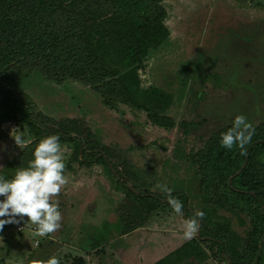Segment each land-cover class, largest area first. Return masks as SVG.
<instances>
[{
  "label": "rangeland",
  "instance_id": "rangeland-1",
  "mask_svg": "<svg viewBox=\"0 0 264 264\" xmlns=\"http://www.w3.org/2000/svg\"><path fill=\"white\" fill-rule=\"evenodd\" d=\"M162 5L169 36L149 50L141 80L143 85L151 84L172 95L173 103L167 111L173 120L171 129L150 125V116L158 112L155 108L108 109L92 85L50 84L27 63H18L13 74L19 91L33 102V112L42 114L38 119L41 126H57L53 122L71 119L92 123L97 143L120 158L118 169L129 186L166 196L156 185H167L171 195L182 203L183 215L173 212L169 205L134 196L106 167L81 164L73 145L61 143L67 179L62 188L81 186L83 190L71 197L61 194L53 199L59 210H69L61 213L62 220L67 214L72 218L84 215L85 226L73 221L78 226L72 227L70 221L67 227L39 238L35 246L29 226L24 227L23 222L6 225L0 232V264H41L50 256H56L59 264H72V257L64 255L71 246L88 251L92 257L101 256L100 264H115L118 249H123L122 259L132 264H154L167 257L173 260V253L186 246L188 251L180 264H228L244 252L243 241L251 231L252 214L236 210L227 202L206 203L191 158L238 114H249L256 130L264 125V0H163ZM214 74L222 76L227 85L216 88L207 79ZM17 134L26 141L20 147L12 138ZM36 144L34 134L25 126L1 122L0 171L7 169L13 175L16 170L7 168L8 162ZM174 150L178 152L175 157ZM182 196L186 197L185 205ZM122 203L125 208L138 209L131 225L149 213L146 220L150 232L133 231L136 238L123 239L130 233L121 234L123 225L116 211ZM197 210L205 215L198 221L197 233L186 240L180 235L183 222ZM105 222L110 226V235L97 237L98 247L91 249L95 243L90 238ZM63 231L69 239L59 241ZM147 248L152 250L151 258ZM144 256L149 262L144 263Z\"/></svg>",
  "mask_w": 264,
  "mask_h": 264
},
{
  "label": "trees",
  "instance_id": "trees-1",
  "mask_svg": "<svg viewBox=\"0 0 264 264\" xmlns=\"http://www.w3.org/2000/svg\"><path fill=\"white\" fill-rule=\"evenodd\" d=\"M162 4L163 0H0V123L9 121L25 126L37 143L47 135L58 134L60 143L73 145L81 164H101L134 196L168 205L167 196L151 195L129 186L118 169L120 158L109 147L97 143L98 134L84 119L53 122L58 127L41 126L38 119L42 114L33 112V102L19 91L13 74L18 63H27L50 84L92 85L108 109L117 111L124 106L149 111V107L155 108L158 112L150 116V125L171 129L173 120L167 111L173 103L172 95L151 84L143 85L141 80L149 50L169 36ZM207 79L216 88L227 85L218 74ZM238 115L251 122L249 114ZM232 120L212 136L191 162L200 177L206 203L227 202L232 208L253 216L251 231L243 241L244 252L228 260V264H264V125L255 129L247 155L241 156L235 146L228 150L218 143L220 134L231 126ZM31 152L20 153L8 162L7 168L26 167ZM177 153L174 150L173 156ZM0 175L6 179L12 176L7 169L1 170ZM181 200L185 205L186 197L182 196ZM124 204L116 211L123 225L122 235L142 227L149 214L145 213L138 223L131 225L138 209L125 208ZM102 235H110L106 222L90 238L92 243ZM97 243L91 249L97 248ZM187 251V246L182 247L173 253V260L167 257L154 264H180ZM72 264L84 262L73 258Z\"/></svg>",
  "mask_w": 264,
  "mask_h": 264
},
{
  "label": "clouds",
  "instance_id": "clouds-1",
  "mask_svg": "<svg viewBox=\"0 0 264 264\" xmlns=\"http://www.w3.org/2000/svg\"><path fill=\"white\" fill-rule=\"evenodd\" d=\"M255 129L243 115L233 118L231 126L220 134L218 143L231 150L239 149L241 156L247 155V146L251 143ZM18 147L26 143L22 135L12 136ZM64 151L58 134L47 135L39 140L31 152V159L26 167L17 168L11 178L0 175V232L6 225L24 223L29 226L34 245L39 238L48 236L60 228L61 213L54 201L61 188L67 183L64 175ZM160 192L167 196L171 210L183 215V205L173 198L172 189L165 184H157ZM202 210H197L193 217L184 220L180 235L191 239L199 228V219L204 217ZM27 218L26 220L24 218ZM41 264H59L56 256L49 257Z\"/></svg>",
  "mask_w": 264,
  "mask_h": 264
},
{
  "label": "crops",
  "instance_id": "crops-1",
  "mask_svg": "<svg viewBox=\"0 0 264 264\" xmlns=\"http://www.w3.org/2000/svg\"><path fill=\"white\" fill-rule=\"evenodd\" d=\"M114 112H116V111H114ZM113 112V114H115ZM168 113V112H167ZM169 115V114H168ZM86 119L88 120V122H89V118L88 117H86ZM89 125H90V127H91V129L92 130H95V129H93V127H92V123H90L89 122ZM79 189H82V187L81 186H79V187H77V188H69V187H65V188H61V191H60V194H58L57 196H59V195H65V196H74L76 193H78L79 192ZM83 190V189H82ZM67 200V199H66ZM70 208V206L67 208V209H69ZM60 211V213H65L66 211H67V213H68V211L69 210H66V208H61V210H59ZM83 213V212H82ZM70 221H72L71 223H70ZM76 222L77 221V224H79L80 226H85V223H86V221H87V219H86V217L84 216V215H82V217H74V218H72V216L70 217H68V214H67V216H66V218L65 219H63L62 220V218H61V221H60V228H64L65 226L67 227L68 226V224L70 223V225H72V227H77L78 225H76V223H74V222ZM148 221H146L143 225H142V227H140V228H138V230L137 231H134L136 234H137V232H141V229H142V231H145V233H147V232H150V230H149V228H147V226H148ZM71 227V226H70ZM62 230V229H61ZM4 231V230H3ZM133 232V233H134ZM133 233H130V235H128V236H125L123 239H126V241H129V240H133L134 238H136V236H134V234ZM132 235V236H131ZM138 236V235H137ZM63 238L65 239V238H67V239H69V237L64 233V231H63V233L62 234H60L59 235V241H62L63 240ZM148 238V235L146 236V239ZM147 242H148V239L146 240ZM61 243V242H60ZM148 244V243H147ZM127 245H128V243H127ZM62 246H60V248H61ZM67 249V252L66 253H64V255H69V256H71L72 257V259L73 258H80V259H82L83 260V262H84V264H96L95 263V261H97L98 262V264H100V261L102 260V258H101V256H96V257H92V255H88L89 254V252L87 251V252H83L82 251V249H81V252H80V250L79 249H77L76 247H73V246H71V247H67L66 248ZM148 250L146 251V254H148V253H150L149 254V257L151 258L152 257V255H153V253H152V250L151 249H149V248H147ZM119 250V251H118ZM117 250V252H115V254H114V263L116 264V263H119V264H132L131 262H127L126 260H124V259H122V257H121V253L120 252H122L121 250H123V249H118ZM75 252V253H74ZM77 252H79V254L77 253ZM152 253V254H151ZM54 255V254H53ZM64 255H62L63 257H64ZM51 257V256H50ZM49 257H46L45 258V260H47ZM70 262V261H69ZM146 262H149L147 259H146V257L144 256V263H146ZM71 263V262H70ZM141 264V263H140ZM148 264H153V263H148Z\"/></svg>",
  "mask_w": 264,
  "mask_h": 264
},
{
  "label": "built area",
  "instance_id": "built-area-1",
  "mask_svg": "<svg viewBox=\"0 0 264 264\" xmlns=\"http://www.w3.org/2000/svg\"><path fill=\"white\" fill-rule=\"evenodd\" d=\"M18 230H21V228H19Z\"/></svg>",
  "mask_w": 264,
  "mask_h": 264
},
{
  "label": "bare ground",
  "instance_id": "bare-ground-1",
  "mask_svg": "<svg viewBox=\"0 0 264 264\" xmlns=\"http://www.w3.org/2000/svg\"><path fill=\"white\" fill-rule=\"evenodd\" d=\"M107 223V222H106Z\"/></svg>",
  "mask_w": 264,
  "mask_h": 264
}]
</instances>
